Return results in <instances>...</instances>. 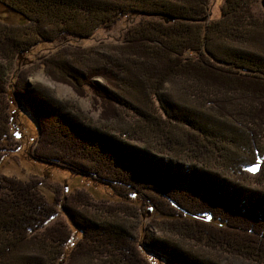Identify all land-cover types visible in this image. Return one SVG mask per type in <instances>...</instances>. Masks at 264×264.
Returning <instances> with one entry per match:
<instances>
[{"label": "trees", "instance_id": "trees-1", "mask_svg": "<svg viewBox=\"0 0 264 264\" xmlns=\"http://www.w3.org/2000/svg\"><path fill=\"white\" fill-rule=\"evenodd\" d=\"M212 1L0 0L25 21H0V161L28 140L16 106L37 131L24 154L119 198L0 175V264H264V16L221 0L209 20ZM125 16L116 42L76 41ZM43 42L60 46L37 67L100 120L18 71Z\"/></svg>", "mask_w": 264, "mask_h": 264}, {"label": "rangeland", "instance_id": "rangeland-1", "mask_svg": "<svg viewBox=\"0 0 264 264\" xmlns=\"http://www.w3.org/2000/svg\"><path fill=\"white\" fill-rule=\"evenodd\" d=\"M220 2L221 0L211 2V6L210 8H208V11L206 13L209 20L220 18ZM253 9L256 14L264 16V0H256V3L253 5ZM135 19L136 18L134 16H125L124 18H120L118 22L109 30L100 28L96 30L88 39H85L83 41H81V39H76V41L83 47L95 48H98L99 43L101 42H116L117 40H119V38H121V34L125 30L127 24ZM0 21L15 25L25 24V21L23 20L21 15L8 10V8H6L2 4H0ZM59 46L60 45H57L55 43H41V46H38L31 51V56L35 57L36 59L33 58V62L25 66H21L22 62H20L18 71H22L27 68L28 76L26 77V81L48 88L51 91V94L61 105H70L73 107V109L79 110L81 118H86L88 120H91L92 122L100 120L99 111H97V104L90 101L89 98H84L83 96L79 95V93L69 84L51 80L44 74L41 69L37 67V63L40 62L42 58H50L52 56V52H54L55 49ZM192 56H194V54H192ZM18 58L19 60H21L20 54L18 55ZM96 80L99 81L98 78H96ZM16 111V106H13L11 109H9V120L13 124L16 121V125L18 127H23L22 131L27 134L28 140L27 142L23 143V145L20 144L21 148H13V151L7 153V155L2 158V160L0 161V175L17 176L21 179H27L30 175H36L39 178L48 180L45 181V186H42L40 190L49 200L53 198V192L51 189V185L53 184H58L61 187H65L64 193L66 194L76 189H84L94 199H103L108 201L119 200V198L115 197L113 191L108 187L96 184L90 179H87L81 175H73L66 169L48 168V166L40 162L32 161L28 156L29 154L23 153V148L26 144V146L28 147V150H26V152L28 151V153L32 152L33 148H35L37 139L36 126L32 121L33 119L28 114H25L24 116L21 115L20 118H23V120L21 119V125L20 122L17 121L18 119ZM13 130L17 135H21L18 129L15 130L14 128ZM16 142H18V139H16ZM31 143L32 145L30 146ZM133 202H135V204L140 207L141 212L144 215L149 216L147 214V209L141 206L137 198L134 197ZM136 211L137 213H139L138 210ZM143 218L144 216H142V219ZM157 219L159 218L151 216L150 222L151 220ZM151 231L153 232V235L155 237L162 235V233L157 229Z\"/></svg>", "mask_w": 264, "mask_h": 264}, {"label": "snow or ice", "instance_id": "snow-or-ice-1", "mask_svg": "<svg viewBox=\"0 0 264 264\" xmlns=\"http://www.w3.org/2000/svg\"><path fill=\"white\" fill-rule=\"evenodd\" d=\"M252 171H256V169L255 168H253V169H251Z\"/></svg>", "mask_w": 264, "mask_h": 264}, {"label": "water", "instance_id": "water-1", "mask_svg": "<svg viewBox=\"0 0 264 264\" xmlns=\"http://www.w3.org/2000/svg\"><path fill=\"white\" fill-rule=\"evenodd\" d=\"M206 17H208V15Z\"/></svg>", "mask_w": 264, "mask_h": 264}]
</instances>
